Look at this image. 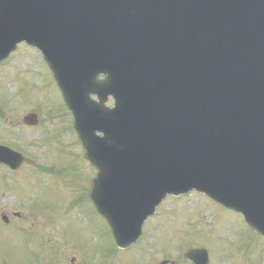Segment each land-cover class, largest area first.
<instances>
[{
  "label": "water",
  "instance_id": "1",
  "mask_svg": "<svg viewBox=\"0 0 264 264\" xmlns=\"http://www.w3.org/2000/svg\"><path fill=\"white\" fill-rule=\"evenodd\" d=\"M30 1L0 0V61L23 41L43 52L99 167L92 199L117 245L136 243L167 195L193 189L264 237V0H138L122 14L112 8L132 0ZM159 6L179 23L176 57L148 37L172 26ZM23 162L0 147V164Z\"/></svg>",
  "mask_w": 264,
  "mask_h": 264
},
{
  "label": "rangeland",
  "instance_id": "2",
  "mask_svg": "<svg viewBox=\"0 0 264 264\" xmlns=\"http://www.w3.org/2000/svg\"><path fill=\"white\" fill-rule=\"evenodd\" d=\"M63 104L38 51L22 44L0 64V143L52 169L29 167L23 176L0 169V264H192L184 254L196 248L209 251L210 264H264V238L238 214L195 193L167 199L139 243L118 250L90 202L97 171ZM28 112L38 113L39 126L22 124Z\"/></svg>",
  "mask_w": 264,
  "mask_h": 264
}]
</instances>
